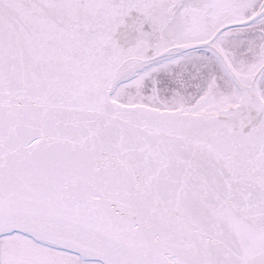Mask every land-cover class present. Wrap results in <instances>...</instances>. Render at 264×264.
Here are the masks:
<instances>
[{"label": "snow or ice", "instance_id": "obj_1", "mask_svg": "<svg viewBox=\"0 0 264 264\" xmlns=\"http://www.w3.org/2000/svg\"><path fill=\"white\" fill-rule=\"evenodd\" d=\"M0 264H264V0H0Z\"/></svg>", "mask_w": 264, "mask_h": 264}]
</instances>
